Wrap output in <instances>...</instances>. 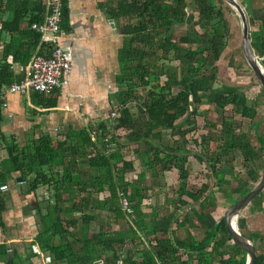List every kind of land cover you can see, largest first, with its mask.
Returning a JSON list of instances; mask_svg holds the SVG:
<instances>
[{
    "label": "trees",
    "instance_id": "trees-1",
    "mask_svg": "<svg viewBox=\"0 0 264 264\" xmlns=\"http://www.w3.org/2000/svg\"><path fill=\"white\" fill-rule=\"evenodd\" d=\"M239 1L249 17L251 47L264 59V16L257 22L248 8L254 0ZM64 4L61 0L59 29L65 27ZM9 6L13 16L8 22L26 18L27 28L22 33L28 41L24 53L17 55L19 64H25L39 41L29 25L41 21L44 0H9ZM106 11L112 19H119L124 37L117 54L115 105L110 106L108 117L94 125L67 127L61 139L39 134L22 146L13 140L6 145L8 163L27 190L44 187L46 191L34 210L38 220L34 239L46 254L47 264H244V252L227 242L222 216L205 225L207 213L215 207L211 187L232 204L260 176L253 158L259 155L263 161L261 127L255 134V148L233 121L238 116L252 123L258 115L257 102L248 103L235 86H214L216 62L229 37L225 11L230 8L222 0H115ZM45 47L41 43L38 50ZM20 77L8 63L0 64V85L7 86ZM259 92L262 97L261 88ZM30 96L42 107L55 105L50 95L31 92ZM203 104L210 105L217 115L218 129L214 122L202 119L207 129L196 140L195 117ZM130 106L141 118L131 114ZM261 121L262 116L254 121L255 127ZM214 129L215 138L210 132ZM163 130L169 131L166 144L161 142ZM189 143L200 149L189 150ZM125 148L131 158L124 156ZM234 149L241 157L245 179L232 170ZM132 157L139 158L152 177L174 171L170 207L158 213L154 208L143 211L142 200L149 197L150 186L142 183L143 171L134 179H125V173L133 170ZM189 157L207 176L206 182L191 188L187 187ZM222 164L231 170L229 178L220 170ZM4 177L0 171V183ZM104 189L107 196H97ZM117 190L124 195L129 214L120 208ZM256 197L258 203L264 199V187L250 202ZM3 208L0 196V212ZM105 208L115 220L124 221L125 227L111 230L106 224L90 231V223L98 216L96 210ZM191 227L201 229L199 238L189 232ZM179 228L185 230L183 237ZM244 236L261 239L258 232ZM126 241L129 248L123 250ZM253 248V264H263L264 250ZM0 255H6L2 244ZM4 264L21 263L12 256Z\"/></svg>",
    "mask_w": 264,
    "mask_h": 264
},
{
    "label": "crops",
    "instance_id": "crops-1",
    "mask_svg": "<svg viewBox=\"0 0 264 264\" xmlns=\"http://www.w3.org/2000/svg\"><path fill=\"white\" fill-rule=\"evenodd\" d=\"M8 1L0 0V64L15 66L19 64L17 55L24 53L28 41L22 33L27 28V22L25 17L18 22H8L13 16L11 6L7 7ZM114 1L65 0V27L60 28L57 43L70 63V72L66 85L50 94V98L55 100L54 106L42 107L31 98L30 93L7 92L3 99L0 98V171L5 173V181L0 185L7 186L6 190H0L4 202L0 212V245H4L6 252V255H0V264L12 256L21 264H47L46 254L34 239L38 230L36 208L28 205L29 202L32 204L34 196L38 198V206L46 191L44 187L27 190V184L19 180V173L6 166V145L13 140L22 146L38 134L61 139L67 127L77 129L94 125L108 117L110 106L115 105L112 94L117 89V54L124 38L120 33L119 19H112L106 11ZM248 8L257 22L264 16V0L251 1ZM257 22L253 29H256ZM5 87L0 85V94ZM258 202L255 203L257 207L255 204L252 206L253 210L247 206L252 203L245 206L249 213L244 216L242 229L261 235L256 248L262 251L264 199ZM249 223L255 224L253 230ZM254 243L255 240L252 241Z\"/></svg>",
    "mask_w": 264,
    "mask_h": 264
},
{
    "label": "rangeland",
    "instance_id": "rangeland-1",
    "mask_svg": "<svg viewBox=\"0 0 264 264\" xmlns=\"http://www.w3.org/2000/svg\"><path fill=\"white\" fill-rule=\"evenodd\" d=\"M225 12H226L225 17L227 19L228 26H229V37L226 41V45L221 50V54H220L218 61L216 62V65L218 67V73L216 74V82L214 86L216 87H219L220 85L235 86L238 89V91L242 92L245 95L248 103L256 101L258 104L257 106L258 115L254 119L255 121L260 116H262V111H263V96L261 97L260 92H259L261 87L257 79L254 77V75L251 73V71L245 64L242 55L240 54L241 55L240 56L238 52V49L240 51L238 17L235 15L233 10L231 9L230 11H225ZM181 28L182 27H179V29ZM241 58H242V63H241ZM238 63H240L241 65L240 67H237ZM198 110H199L200 115L195 117L196 124H197L196 125L197 130L193 133L194 135L193 137L196 140H198L197 135L200 133H204V131L207 129V128H204V126H202V119H204L207 123L214 122L217 125L216 129H218V122H219L217 115L213 112L210 105H207V104L200 105L198 107ZM130 111H131V114L136 119L137 117L141 118L140 117L141 115L137 114L136 110L132 106H130ZM233 121H234V124L238 125L240 130L247 135V139L252 144V146L257 148L258 143L256 141L255 134L259 133L258 130L260 129L261 125L255 127V125L257 124H255L254 121L249 124L246 119H242V118L240 119L238 116H234ZM216 129H214L213 131H210L211 133L213 132L212 133L213 138H215V134L217 131ZM168 141H169V131L163 130L161 132V142L163 144H166ZM210 147L211 148L214 147V142L211 143ZM187 148L195 152L200 149L198 145H194L192 143H189ZM126 150L128 149L125 148L123 151L124 156L126 158H131V154L127 152ZM132 158H133V161H132L133 170L125 173V179L126 180L134 179V177H136L139 171H143L145 173V178L142 181V183L144 185L146 184L150 186L149 197L142 200L143 211L149 212L152 208H154V210H156L158 213L159 211H162L163 209H165V206L170 207V205H168L169 204L168 202L171 201V198L174 197L173 190L175 187L170 186L171 184H175L174 171H171L172 173H170V171L164 172L163 176H159L157 174L152 177L151 173L144 170L142 162L139 158H136V157H132ZM231 164H232V170L235 173H238L240 177L245 179L244 169L241 165V157L237 149H234L233 151ZM253 165L256 168L257 172L260 174L262 170V161L259 155L253 158ZM6 166L7 167L10 166L9 163H7ZM186 168L188 171V178H189V181L187 184L188 188H191V186L193 185L197 186L202 181L206 182L207 176L205 175L204 172H202V167L198 165L197 162H195L190 157L188 158V161L186 163ZM220 170L224 173L225 178L230 177L231 170L228 169L226 165L222 164L220 166ZM208 184H210V182H208ZM211 190L214 192L213 194L215 197V207L213 208V210L211 209L212 211L210 210L209 213H207L206 215V220H205L206 226H210L214 220L222 216L224 210L227 208L228 205H230L228 204V201L226 200V198H223L221 191L214 189V188L212 189V187H211ZM97 196L106 197L107 190L104 189V191H102V193L98 194ZM258 201H259L258 197L253 199L251 202L249 201V204L252 203V205L251 206L247 205L249 206L248 208H250V210H253L252 206L255 204V202L257 203ZM245 208L246 207H244V209L238 214V217L236 220L237 222L236 225L238 227V230L244 235L250 232L248 229L246 230L244 228L242 229V222H243L244 216H248L247 214L249 213V210ZM96 212H98V216L94 221L90 223L89 225L90 231H96L97 226L99 225L105 226L106 224H108V227L111 230H115L118 227L119 228L125 227V222L119 219L115 220L113 214L106 211V208L103 209L102 211L96 210ZM257 221L258 220H255V222ZM249 226H251V229H252L255 226V224L249 223ZM189 232L193 234V236L196 238H199L201 235L200 228L196 229V228L191 227L189 229ZM262 233L264 234V231ZM178 234L183 237L185 235V230L182 228H179ZM252 241L253 240H251V242ZM254 245L257 248L259 247L257 240H255ZM127 248H129V241H126V244L123 247V250Z\"/></svg>",
    "mask_w": 264,
    "mask_h": 264
},
{
    "label": "built area",
    "instance_id": "built-area-1",
    "mask_svg": "<svg viewBox=\"0 0 264 264\" xmlns=\"http://www.w3.org/2000/svg\"><path fill=\"white\" fill-rule=\"evenodd\" d=\"M44 6L45 12L41 21L29 25V28L39 35L38 45L25 64L9 65V68L21 77L3 89L0 94L1 99L7 92L20 94L37 92L50 95L67 83L70 63L57 43L60 32L61 0H44ZM41 43L46 44V47L39 51ZM2 105L4 106L5 103ZM6 189L5 184L0 185V190ZM117 196L120 208L129 214L131 210L122 192L117 190Z\"/></svg>",
    "mask_w": 264,
    "mask_h": 264
},
{
    "label": "water",
    "instance_id": "water-1",
    "mask_svg": "<svg viewBox=\"0 0 264 264\" xmlns=\"http://www.w3.org/2000/svg\"><path fill=\"white\" fill-rule=\"evenodd\" d=\"M227 6L233 10L238 17L239 22V47L243 60L251 73L259 82L263 96V111H262V170L257 181L249 188V190L243 194L236 202L227 206L224 210L222 219L223 225L227 235L230 238L231 243L240 248L244 252L245 260L244 264L254 263V248L251 240L242 235L236 225L238 214L244 209L249 201L264 187V59L257 56L256 51L250 44V24L249 17L244 5L239 0H222ZM188 11V8H186ZM191 28V25H188ZM32 195L33 192H31ZM40 199V198H39ZM37 197L33 196L32 204L28 203L30 207L37 206Z\"/></svg>",
    "mask_w": 264,
    "mask_h": 264
},
{
    "label": "flooded vegetation",
    "instance_id": "flooded-vegetation-1",
    "mask_svg": "<svg viewBox=\"0 0 264 264\" xmlns=\"http://www.w3.org/2000/svg\"><path fill=\"white\" fill-rule=\"evenodd\" d=\"M227 242L230 243V244H233V243H231L230 238H229V240H228ZM233 245H234V244H233Z\"/></svg>",
    "mask_w": 264,
    "mask_h": 264
}]
</instances>
